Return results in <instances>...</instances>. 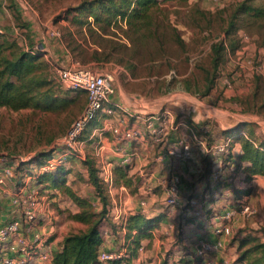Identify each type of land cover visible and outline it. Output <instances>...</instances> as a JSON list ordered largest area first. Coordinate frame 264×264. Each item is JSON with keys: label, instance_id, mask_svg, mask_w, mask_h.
I'll return each mask as SVG.
<instances>
[{"label": "rangeland", "instance_id": "1", "mask_svg": "<svg viewBox=\"0 0 264 264\" xmlns=\"http://www.w3.org/2000/svg\"><path fill=\"white\" fill-rule=\"evenodd\" d=\"M92 1L94 0H1V27L23 48L40 53L41 59L45 61L43 70L51 80L45 87L53 88L59 101L53 108L48 109L32 107L15 109L0 105V165H12L17 173L15 180L7 184V194L0 195V202H10L13 209V195L20 193L21 188L26 186L28 194L31 191L35 193L38 204L36 221L28 231L48 220L49 217L42 212L49 213L48 209L53 211L52 216H58L52 220L62 235L85 230L88 227L87 223L71 217V213L80 207L67 192L66 186L88 197L95 210H102L103 200L90 180L89 169L85 163V160L90 158L99 168V175L104 180L105 193L110 201L109 217L115 226L114 231H110L112 227L109 225L108 233L117 236L120 241L117 248L121 249L128 243L126 224L131 214L126 199L129 196L140 198L145 194L162 195L161 186L150 187V179H146L149 176H142L140 173L131 175L128 173L126 183L118 181L114 169L111 174L109 167H103L107 166L108 161L101 156L102 141L100 130H97L100 119L104 117L103 112L80 135L76 148L70 147L65 137L75 119L83 111L87 93L83 89L69 88L61 82L56 75V67L59 65L52 58V60L44 58L46 51L34 41L29 26L32 25L34 33H38L36 37L40 36L39 40L47 38L58 46L65 45L79 60V64L84 66L91 67L89 63L95 62L83 63L81 60L82 57L91 55L92 48L99 44L106 47L107 51H112L113 57L106 63L109 65L106 69L109 70L105 71L111 74L114 89H120L131 100L138 97L165 103L164 108L158 111L163 112L166 107L170 108L173 118L195 127L199 136L206 137L208 146L231 138L234 152L237 150V143H241L242 136L249 134L250 128H254L256 134L264 138V14H258L256 11L237 13L238 7L245 0H159V3L150 10V18L145 21L134 20V24H131L127 18L118 15L107 24L97 22L93 15H89L88 9L76 11V7ZM250 3L264 11V0H252ZM98 11L103 12L102 9ZM78 17L84 22L79 23ZM233 19L235 24L231 25ZM222 42L226 48L222 52L219 67L215 69L213 46ZM111 63L118 64L122 71L116 73ZM211 78L214 79V85L208 92L207 83ZM248 122L253 125L241 127ZM183 127H185L183 131L187 132L188 128ZM107 136L110 138L112 134L109 132ZM43 152H50L57 158L61 155L62 162L66 169H69L66 183L58 186L56 194L47 192V187L44 186L46 184L38 183L36 178L31 177L25 170L30 168L36 173L41 172V166L37 163L30 165L24 163ZM233 152L224 154L225 159L221 165L210 163V159L208 161L203 157V162L207 166L201 169V166L198 167L195 178L198 185L201 186L202 181L210 182L209 176L213 172L210 165L217 168L218 174L228 168L229 171L223 173L224 177L221 174L220 177L214 178L222 179L228 184L233 183L232 188L236 191L239 190L234 182L237 172L242 171L241 176L244 175L247 181L251 180L247 178L246 167H243L245 161L238 157L230 163L227 162ZM193 160H190L191 163H194ZM122 183L125 187H121ZM257 183L256 186H249L247 193H236L235 202L244 198V194L249 195L244 201L249 202L252 199L249 203L255 208V212L245 214L243 226L237 230L234 237H228L231 242L239 239L238 253L233 264H236L242 251L240 249L242 237L249 231L257 233L264 225V180H258ZM209 189L210 191L212 189L210 183L203 195ZM28 194L20 196L22 203L19 206L23 216L24 207L31 202H25L29 199ZM66 194L73 200L71 205L65 201L66 198H59ZM56 195L58 197L56 201L50 200ZM200 195L201 192L188 194L190 200L195 198V202L187 203L193 213H197L193 214L194 216H207L219 212L218 208L204 204L203 200L208 198L204 195L201 199ZM145 201L147 203L146 199ZM165 202L167 205H162L165 207L164 212L171 214L173 219L182 216L177 210V205H169L166 198ZM141 207L145 213L142 204ZM14 213L15 211H11L6 221H9ZM117 213L122 215L116 217ZM184 215L182 219L188 217V214ZM248 216L252 220L251 224ZM3 222L0 216V226L5 224ZM123 227L126 231H117L123 230ZM155 227L160 229L159 223ZM184 232L156 231L164 242L159 241L155 247L151 244L143 245L141 242L136 256L131 258L130 253L126 251V255L120 258L121 262L164 264L167 260V264H189L191 261H187L185 257H189L191 247L185 243L188 248H181L178 238ZM8 244L6 241L1 242L0 252L1 248L6 251ZM139 255L141 259L134 260Z\"/></svg>", "mask_w": 264, "mask_h": 264}, {"label": "crops", "instance_id": "2", "mask_svg": "<svg viewBox=\"0 0 264 264\" xmlns=\"http://www.w3.org/2000/svg\"><path fill=\"white\" fill-rule=\"evenodd\" d=\"M29 27L32 30V38L34 39V41H37L39 45H41L42 49L46 51L44 58L48 60L53 59L59 66H71L74 64H79V60L72 55L70 50L65 45L58 46L55 43L49 41L47 38H44V40H39L40 36L36 37L38 33H34L32 25H30ZM89 65H91V67H88L92 68L93 70L97 71V69H101V71L99 72L109 73L108 71H105L109 70L106 69L109 67L108 64L102 66L97 62H91L89 63ZM112 65H114L113 70L116 73L122 71V68L118 64L111 63V66ZM110 100L112 104L107 103L106 108L112 107L114 111L110 114L103 112L102 115L104 117L100 119L99 126L97 127V130H100V140L102 141L101 147L103 148L101 150V156L108 161V163L106 164L107 166L104 165L103 167H109V169L111 170L110 173L113 174V169L115 166L119 164H126L128 166V173L130 175L133 173H140L142 176L148 175L149 177L146 179H150L149 186H161L162 189V195L158 193L145 194L140 198L129 196L125 201L126 205H128V208L130 209L129 213L143 211L141 207V201L143 199H146L147 205H145L143 209L147 212H145L147 216H156L160 214L162 215V220L159 222L160 229L158 227H155V230H152V235L146 236L142 240V244H151L153 245V247H155L156 244L159 243V241L164 242L159 237L160 234L157 235L156 231H185L183 235H179L178 238L180 239L179 242L181 243V248H188L185 246V243L189 244V246L191 247L189 249V257H185L187 261H191L189 262V264H201L200 259L195 255L196 245L200 239H208L211 241H217L219 239L222 240L224 242V245L220 250L214 253V256L223 264H233L232 262H234L236 254L238 253L239 239L236 238L232 242L229 239L234 237L237 230H239L240 227L243 226L246 217L244 214L238 213L231 219L227 220L225 218V215L232 209L239 207L244 199L246 200L247 196L249 195L244 194V198L241 199L242 201L240 200L238 202H235V198H237L236 193H242L232 188L233 183L228 184L222 179L214 178L212 172L209 176V183L212 189L211 191L209 189V191L204 194L208 199H204L203 203L208 207L214 206L218 208L219 212H213L211 214H208L207 216H194L193 214L197 213H193L194 211H192V208L187 205L188 202H191L192 199H195L192 198L190 200L188 194L201 192L200 197L201 199H203L205 188H207V186L209 185L208 182L202 181L201 186H199L200 184L198 185L195 180V178H197V172L199 170L198 167L201 166V169L203 166H207L206 163L203 162V157L207 158L208 161L210 159V163H216V160L207 149L208 140L206 139V137L202 135L199 136L196 132V128L190 124H186L183 120H175L170 112V108L166 107L163 112L158 111L160 108H164L163 105L165 103L147 101L138 97H134V99L131 100L128 96L124 95V93L120 89H114V91L110 94ZM152 125L163 128L165 137L162 141H152L150 137V130ZM183 126H186L188 128L187 132L183 131V129L185 128ZM114 127H128L137 129L139 130L140 135L133 139L120 140L117 138V135L114 132ZM109 132L110 134H112V137L110 138L107 136ZM104 133L106 134L103 135ZM183 139H187L192 145L193 154L191 158H184L170 153V149L173 147L177 150L183 149ZM236 149L237 150L233 152L232 157L227 162L230 163L232 160L237 159L238 155L242 152V146L240 142L237 143ZM128 154L131 155V161L129 163H126L124 162V158ZM191 159H194V163H191ZM248 164L249 162L245 161L243 163V167H246V165ZM211 166L212 165H210V168H212L213 171L214 165L212 167ZM228 171V168L222 171V177L225 176V174L223 175V173H226ZM172 172L179 173V175L181 176V190L179 203L177 204V210L179 214L182 213V216L184 214H188V217L184 219H182V216L178 219H173L171 214L168 215L163 211L165 210V207L162 205L166 203V178ZM241 174L242 171L237 172V176L234 181L236 184L235 187L239 190L246 189L249 186H256L258 184V180H264L263 175L255 174L253 175V178H250L251 180L247 181L244 179V175H242V177ZM31 177L33 176L31 175ZM143 179H145V177H143ZM121 187H125V184L122 183ZM58 188L59 187H55V189H53V187L48 186L46 188V191L51 192V194H56L55 191H58ZM217 192H219V194ZM57 198L58 197L56 195L53 196L50 200L56 201ZM59 198H66L65 201H68L70 205L73 202L68 194L64 196L62 195ZM251 200L249 201L250 203ZM15 208L16 207L13 206L12 209L10 202L8 201L0 202V216L4 220L3 223H6V220H8L11 211H15ZM42 212L49 217L48 220L42 222L31 231H28L27 229L26 233L31 239H35L38 234H48L49 237L44 236V238L46 239L44 249L49 250L52 255H54V252L61 247V243L65 236L62 235L61 232H58V230L56 229V225L53 224V217L57 218L58 216H52L53 211L51 209H48L49 213H45V211ZM45 219H47V217ZM248 219L249 223L251 224L252 220L250 219V217ZM114 220L116 221V218H114ZM224 221H228L230 223L233 232L231 233V235L217 234L215 232V227ZM180 224H182L181 229H179ZM60 231H62L61 227ZM108 231L109 228H107L106 233L104 234V238L100 248L109 250L116 248L117 244L120 241H118L115 234H109ZM110 231H114L113 228ZM117 231H126V228L123 227V230ZM186 231H188V233ZM229 236L230 238H228ZM47 238L50 239L47 240ZM8 243L10 244V241H8ZM227 245L229 246L227 247ZM135 259L139 261L141 259V255H139L137 258H134V260Z\"/></svg>", "mask_w": 264, "mask_h": 264}, {"label": "trees", "instance_id": "3", "mask_svg": "<svg viewBox=\"0 0 264 264\" xmlns=\"http://www.w3.org/2000/svg\"><path fill=\"white\" fill-rule=\"evenodd\" d=\"M252 0H245L237 9L241 11H256L264 14L263 9L250 3ZM159 3V0H94L88 4L76 7L80 12L89 10V15H93L97 22L110 24L112 19L118 15L127 18L131 24L134 20H146L150 18V10ZM102 9L103 12L98 10ZM255 12V13H256ZM104 14H106L104 16ZM77 21L83 23V19L78 17ZM232 20L231 25H234ZM226 48L224 42L216 43L213 46L214 67L217 69L222 60V52ZM83 49H86V47ZM112 51H107L106 47L99 44L92 48L89 57H82V62L95 61L100 65H105L112 60ZM45 61L41 59L39 52L23 48L12 38L10 33L0 31V105L10 106L15 109L32 108H53L59 101L51 87H45L51 80L43 70ZM214 85L211 78L207 83V91ZM97 119V118H96ZM94 119V120H96ZM93 120V121H94ZM93 121L91 123H93ZM251 122L242 124L241 127L252 126ZM237 131V130H236ZM234 131V132H236ZM242 152L238 155L240 160L248 161L246 165L247 178H252L255 174L264 175V138H260L254 128L249 129L247 136L241 138ZM53 155L50 152H43L36 155L24 164L37 163L42 165L46 159ZM88 166L90 180L96 186L98 194L103 200V208L97 211L93 207L92 201L78 194L70 186H66L67 192L80 207L79 210L71 213V217L88 224L87 229L67 234L61 247L54 252L51 264H108L99 258V250L107 228L115 224L109 217L108 195L105 193L104 180L99 175V168L95 162L88 158L85 160ZM23 168L24 166H20ZM27 173L36 178L38 183H45V187H58L66 183V169L61 163L56 169L43 170L36 173L30 168L25 169ZM116 179L123 182L128 181V166L119 164L114 167ZM240 193H247L248 188L238 190ZM162 220V215L147 216L142 211L131 213L127 220V244L125 247L131 258L135 257L141 246L142 238L151 235L152 229ZM242 249L236 264H264V225L257 233L249 231L240 241ZM247 246V247H245ZM243 247H245L243 249ZM113 264H121V259L111 261ZM167 264V260L164 262Z\"/></svg>", "mask_w": 264, "mask_h": 264}, {"label": "built area", "instance_id": "4", "mask_svg": "<svg viewBox=\"0 0 264 264\" xmlns=\"http://www.w3.org/2000/svg\"><path fill=\"white\" fill-rule=\"evenodd\" d=\"M1 22V12H0ZM0 31L5 30L0 25ZM56 75L64 85L72 89H83L87 93V102L80 113L75 119L72 127L68 131L65 140L69 143L71 148H76V144L80 141V135L85 129L91 124V122L98 117L101 112L108 114L112 113L114 109L107 107L109 103L110 94L114 91L113 78L110 73L99 72L93 70L88 66L81 64H74L71 66H58L56 67ZM114 132L117 138L122 139H133L140 135L139 130L128 128V127H114ZM150 137L152 141H162L165 137V132L162 127L151 126ZM183 149L177 150L171 148L170 153L178 155L184 158H191L193 154L192 145L187 139L182 140ZM209 153L214 157L216 163L222 164L224 161V154L231 151L233 147L231 138H228L222 142H218L208 146ZM62 156L59 158L55 156L49 157L41 166L40 170L54 169L58 167L62 162ZM131 161V155H126L124 162L129 163ZM233 164V162H232ZM234 166V164H233ZM234 168V167H233ZM213 175L220 177L221 173L218 174L217 168H214ZM17 177L16 168L12 165H0V195H6L7 184L14 181ZM181 176L179 173L172 172L166 178V201L169 205L174 206L179 203L180 190H181ZM26 186L22 187L20 193H15L12 197L14 204L15 213L6 221L5 224L0 226V243L8 242L6 251L1 248L0 252V264H51L53 260L52 253L49 250L44 249L45 233L37 235L35 239H31L27 235L26 230L32 227V224L36 221L38 213V204L34 192L28 194ZM21 194H28V198L25 202L31 201L27 206L24 207L23 216L21 214L20 204L22 203ZM195 202V199H192ZM145 199L141 201L142 206L146 204ZM255 212V208L249 203L243 201L239 207H236L229 211L225 218L231 219L234 215L241 213L250 215ZM122 213H117L116 217H120ZM217 234H231L232 227L228 221H224L215 227ZM224 245L222 240L211 241L208 239H200L197 242L195 255L200 259L201 264H223L215 256L214 253L220 250ZM127 248H113V249H102L99 250V258L101 261L109 263L113 260L123 258L126 255ZM12 252V253H11Z\"/></svg>", "mask_w": 264, "mask_h": 264}]
</instances>
